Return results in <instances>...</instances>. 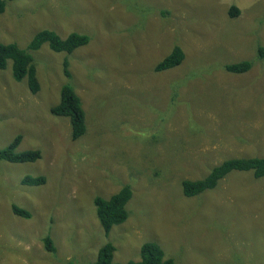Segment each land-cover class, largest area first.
Here are the masks:
<instances>
[{"label": "rangeland", "instance_id": "1", "mask_svg": "<svg viewBox=\"0 0 264 264\" xmlns=\"http://www.w3.org/2000/svg\"><path fill=\"white\" fill-rule=\"evenodd\" d=\"M43 29L89 41L71 54L47 44L31 52L36 94L13 80L11 61L0 71V149L19 135V151L41 153L0 161V264H91L107 242L119 264L138 261L145 242L174 264H264V177L231 173L191 198L181 187L224 160L264 157V0L6 2L0 43L26 49ZM176 45L182 63L154 71ZM240 61L251 68H223ZM66 83L85 112L76 141L68 118L50 112ZM26 175L46 182L23 185ZM126 184L127 219L106 236L93 199ZM14 204L31 217L13 214Z\"/></svg>", "mask_w": 264, "mask_h": 264}, {"label": "trees", "instance_id": "2", "mask_svg": "<svg viewBox=\"0 0 264 264\" xmlns=\"http://www.w3.org/2000/svg\"><path fill=\"white\" fill-rule=\"evenodd\" d=\"M11 0H0V14L5 11L6 2ZM238 10L232 6L229 10L230 16H236ZM89 41L87 35L70 33L66 38H60L54 31L43 29L37 32L27 45L26 49L19 48L15 43H0V71L6 68L7 62L11 61L12 78L16 82L25 79L28 90L31 94H36L40 90V85L36 75V68L31 52L37 51L43 44L54 52L71 54L73 50L85 46ZM262 56H260L261 58ZM184 59V53L179 46H174L154 67V71L161 72L178 67ZM69 62L64 58L62 71L65 78L70 79ZM224 70L231 74H242L251 68L249 61L229 63L223 66ZM51 114L58 117L68 118L70 124V136L73 141L78 140L86 134L85 112L82 108L81 100L70 83L64 84L60 89L59 102L50 108ZM21 136H16L5 147L0 149V161L11 164L32 163L40 159L39 150L19 151ZM251 172L255 179L264 177V157H238L230 158L213 166L208 174L199 180H184L181 183L182 193L186 197H195L205 191L213 190L218 183L231 173ZM23 185L39 187L44 185V176L26 175L21 180ZM132 197L130 185H123L118 192L109 198L96 196L93 204L96 210V217L101 229L107 236L113 226L126 221L127 204ZM13 214L23 219H29V211L12 205ZM42 244L46 252L54 255L56 247L49 235L42 238ZM115 246L107 242L97 253L96 259L91 264H119L114 262ZM140 258L138 261H127L124 264H174L170 258H166L159 245L153 242H145L140 247Z\"/></svg>", "mask_w": 264, "mask_h": 264}]
</instances>
